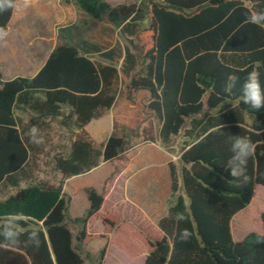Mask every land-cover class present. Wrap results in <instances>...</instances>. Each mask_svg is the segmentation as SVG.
Returning a JSON list of instances; mask_svg holds the SVG:
<instances>
[{"label":"trees","instance_id":"obj_1","mask_svg":"<svg viewBox=\"0 0 264 264\" xmlns=\"http://www.w3.org/2000/svg\"><path fill=\"white\" fill-rule=\"evenodd\" d=\"M70 1L77 46L56 44L31 77L0 79V187L15 189L0 200V264H83L89 254L86 225L103 194L83 187L87 207L72 216L63 180L122 156L130 146L128 130L137 136L133 127L116 121L99 148L83 136V124L118 96L111 88L115 66L98 63L91 54L121 58L127 93L146 98L152 120L140 130L141 140L168 145L172 136L184 137L178 168L168 163L172 201L157 221L161 236L148 240L143 264H264V213L261 231L239 240L232 239L229 226L255 186H264V104L257 109L245 103L243 91L256 72L264 93V0ZM14 4L0 0V36ZM116 31L136 36L141 71L132 73V51L117 50ZM16 110L26 115L23 128ZM46 119L74 136L68 150L53 157L61 178L56 185L19 186L31 178L23 133H38ZM104 250L105 244L96 264Z\"/></svg>","mask_w":264,"mask_h":264},{"label":"crops","instance_id":"obj_2","mask_svg":"<svg viewBox=\"0 0 264 264\" xmlns=\"http://www.w3.org/2000/svg\"><path fill=\"white\" fill-rule=\"evenodd\" d=\"M71 8L60 0H15L6 31L0 36L1 80L16 76L21 68L23 72L28 73V77L33 76L38 71L50 50L56 44L62 43L56 31V25L69 19L73 20L74 8L72 4ZM32 14L35 16L34 18H32ZM44 19L46 21H43ZM115 93L118 95L119 87ZM133 94V99L132 96L129 98L126 94L117 96L108 109L103 110L101 114L90 118L83 124L81 127L83 136L91 140L94 147L98 146L96 148H99L100 143L107 138L113 121L129 127L139 125L142 113L135 115L131 112V108L137 103L138 98L136 99V97L139 96ZM107 111L111 112V122L108 128L104 129L103 115ZM148 119L152 120L150 114ZM25 120L19 122L20 128V124L24 126ZM53 122L65 130L57 121L47 119L42 128ZM146 122L140 126V130L146 125ZM79 130L74 129L75 132ZM66 134L67 145L63 152L68 150L70 140L74 138V136L69 138V134L67 132ZM175 137H171L169 145H163L159 139L143 141L139 134V137L130 143L129 148L119 158L111 161L100 160L90 169L64 178L62 191L70 195L69 205L73 202V196L85 186H91L103 194V202L96 214L102 215V219H106L107 222H105V228L97 230L96 234L97 237L104 239V255L113 249L112 237L123 226L128 230V235L125 236L124 241L131 243L138 250L137 257H140L142 264L150 249L148 240L160 238L161 232L157 226V221L166 213L168 205L172 201L168 163H173L176 168L179 166L178 154L180 149L175 152L173 148V144L177 140ZM114 167L117 168V171L111 179H108ZM28 170L30 171L28 175L32 176L30 165ZM56 172L61 176L57 170ZM91 173H94L95 177L86 178L83 182L76 181L77 178ZM106 180H110V182L104 187ZM257 187H262V185L255 186L250 202L230 218L229 226L233 240H239L249 232V230L241 232L240 215L254 201ZM121 208L123 209L122 213H120ZM260 213H264V211L259 210L257 215L259 216ZM233 221L237 227L235 232L232 228ZM110 222H113L114 225ZM93 234L94 232H90L86 228L85 241ZM238 234L241 235L240 238L235 239L234 235ZM118 247L117 250L122 252L127 250L124 245Z\"/></svg>","mask_w":264,"mask_h":264},{"label":"rangeland","instance_id":"obj_3","mask_svg":"<svg viewBox=\"0 0 264 264\" xmlns=\"http://www.w3.org/2000/svg\"><path fill=\"white\" fill-rule=\"evenodd\" d=\"M104 1H106L110 5L131 3V0H104ZM61 2L67 4L71 8L70 0H68L67 2L64 1ZM71 15H73V13H71ZM34 17L35 16H33L32 14V18ZM43 21L46 20L44 19ZM71 21L72 19H69L56 25L57 26L56 31L62 43L68 42L70 44L77 46L80 37L77 33L74 32V28L71 27ZM146 22L147 20L145 18L144 20L140 21L139 26L140 27L145 26ZM114 38H115L116 48L119 52H123L122 48L126 47L130 51H132L136 56V65L132 73H137L141 71V69L143 68V63L141 61V56H140L141 47L138 43L136 36L134 35L130 36L126 34L121 35L119 34L118 31H116ZM128 41H130V43ZM90 56L98 63H107L115 66L116 79L111 85V88H113L114 91L116 92L117 87H119L118 96H123L124 94L127 95L128 93L125 85L128 82V78H126L120 71L121 58H116L115 60L110 61L101 58L96 54H91ZM22 70H23L22 68L19 69V74H17L16 76L28 77V73H25ZM134 93L137 96V93L136 92ZM142 94L145 93H140V95ZM133 95H134L133 93L128 94V97L130 98L132 96L133 99L134 97ZM136 99H137V103L134 107L131 108V112H133L135 115L142 113V117L140 118L141 121L139 125L138 126L135 125V127H133V131L137 132L136 137H131L129 130L126 132L129 138V144L139 137L140 126L146 122L149 116V114L145 111V107H144L146 98L144 96L141 97L139 96L136 97ZM15 113L17 116L20 117L21 120H24L26 118V115L22 112H19L18 110H16ZM110 115H111L110 111H107L103 115V121H105L104 129H107L109 123L111 122ZM20 125L21 128L24 127L22 124ZM111 130H112V125H111ZM23 137L27 141V145L30 152L29 165L32 169V176L29 181L21 182L19 186H24L26 184L29 183L31 184L34 182H43L46 185H56L61 177L57 174L56 170L53 167V157L54 155L65 151L67 145L66 131L53 122L50 123L48 126L43 127L42 130H40L38 133L29 134L28 132H24ZM175 139L177 140L176 143L173 144V148L174 151L176 152L177 150L180 149L184 137L181 135V133H179L178 135H176ZM93 177H95V174L91 173L87 176L77 178L76 181L83 182L86 180V178H93ZM109 182L110 180H106L104 187H106ZM14 191L15 189L12 187L1 186L0 200L4 199L9 194H12ZM86 206H87V200L85 198L83 190H80L73 196V202L71 205H69L68 212L70 213V215H80L82 214ZM122 210L123 209L121 208L120 213H122L121 212ZM259 210L264 211V186L257 187L256 197L254 198V201L240 215L239 223H240L241 232H246L248 230L249 231L261 230L260 219L259 216L257 215V212ZM86 228L90 232H94V234L87 241H85L84 245L85 248L89 250V254L84 256L83 264H96L99 250L104 243V239L101 237H97L96 234L97 230H102L105 228V223H103L102 221V215L94 214L93 216H91L87 222ZM232 228L234 232L237 229L234 221L232 224ZM126 235H128V230L124 226L120 228L118 232L114 233L112 237L113 249L104 255L102 264H142L140 257H137L139 254L138 250H136L134 245H132L131 243L124 241ZM240 236H241L240 234L234 235L235 239H239ZM121 245H124L127 248L126 252L117 250L119 248L118 246Z\"/></svg>","mask_w":264,"mask_h":264},{"label":"clouds","instance_id":"obj_4","mask_svg":"<svg viewBox=\"0 0 264 264\" xmlns=\"http://www.w3.org/2000/svg\"><path fill=\"white\" fill-rule=\"evenodd\" d=\"M253 18L255 19V17ZM232 79L235 80V77ZM243 91L245 103H250L257 109L264 104V93H262L260 89L258 73L252 72L249 74L244 84ZM237 140H239V138H237ZM244 147H246V145L242 146V150ZM233 175H236V173L233 172Z\"/></svg>","mask_w":264,"mask_h":264}]
</instances>
